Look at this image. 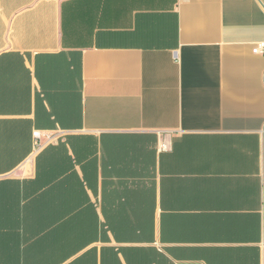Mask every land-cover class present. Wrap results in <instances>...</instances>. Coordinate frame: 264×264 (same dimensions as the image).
<instances>
[{"label": "crops", "instance_id": "obj_1", "mask_svg": "<svg viewBox=\"0 0 264 264\" xmlns=\"http://www.w3.org/2000/svg\"><path fill=\"white\" fill-rule=\"evenodd\" d=\"M259 42L264 0H0V264H264Z\"/></svg>", "mask_w": 264, "mask_h": 264}, {"label": "trees", "instance_id": "obj_2", "mask_svg": "<svg viewBox=\"0 0 264 264\" xmlns=\"http://www.w3.org/2000/svg\"><path fill=\"white\" fill-rule=\"evenodd\" d=\"M112 233V230H110ZM102 241H108L105 232H102ZM122 256L125 264H171L163 258L155 248H101L100 264H122L119 259Z\"/></svg>", "mask_w": 264, "mask_h": 264}, {"label": "built area", "instance_id": "obj_3", "mask_svg": "<svg viewBox=\"0 0 264 264\" xmlns=\"http://www.w3.org/2000/svg\"><path fill=\"white\" fill-rule=\"evenodd\" d=\"M252 53L255 55L264 56V42L257 43L253 47ZM33 138H34L36 148L40 149L44 144L53 142L55 136L52 134L44 133L42 131L37 130L33 134Z\"/></svg>", "mask_w": 264, "mask_h": 264}]
</instances>
